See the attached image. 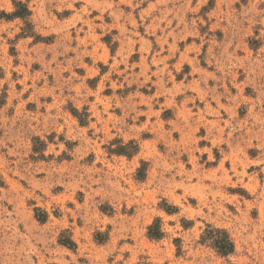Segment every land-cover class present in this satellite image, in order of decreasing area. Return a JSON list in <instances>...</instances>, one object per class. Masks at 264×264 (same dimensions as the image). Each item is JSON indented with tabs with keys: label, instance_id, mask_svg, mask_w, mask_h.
I'll use <instances>...</instances> for the list:
<instances>
[{
	"label": "rangeland",
	"instance_id": "374dc122",
	"mask_svg": "<svg viewBox=\"0 0 264 264\" xmlns=\"http://www.w3.org/2000/svg\"><path fill=\"white\" fill-rule=\"evenodd\" d=\"M144 263L264 264V0H0V264Z\"/></svg>",
	"mask_w": 264,
	"mask_h": 264
},
{
	"label": "trees",
	"instance_id": "16d2710c",
	"mask_svg": "<svg viewBox=\"0 0 264 264\" xmlns=\"http://www.w3.org/2000/svg\"><path fill=\"white\" fill-rule=\"evenodd\" d=\"M15 6L17 8V11H15L11 17L21 18L23 20H26L27 17H29L30 15V11L28 10V8L22 5V3H17ZM72 113L75 117H78V112L76 110H73ZM131 144L134 145V143ZM134 146H135L134 152H137L138 147L136 145ZM116 152H118L120 155H126V156L127 155L130 156L131 154V153L130 154L126 153L125 147H120ZM164 208H165L164 210L169 214H173L176 210L175 207H164ZM147 235L151 240L154 241H160L164 238L165 233L163 231L162 221L160 218L155 219L152 225L148 227ZM62 244L69 248L75 246L71 240L63 241ZM201 244L211 248L219 256L224 258L233 255L236 250L235 242L227 230L216 228L210 225L206 227L205 231L203 232V235L201 236ZM144 264H150V263H144Z\"/></svg>",
	"mask_w": 264,
	"mask_h": 264
}]
</instances>
